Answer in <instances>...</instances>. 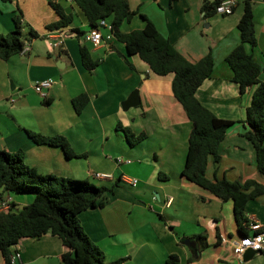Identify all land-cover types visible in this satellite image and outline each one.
Instances as JSON below:
<instances>
[{
	"label": "crops",
	"instance_id": "crops-1",
	"mask_svg": "<svg viewBox=\"0 0 264 264\" xmlns=\"http://www.w3.org/2000/svg\"><path fill=\"white\" fill-rule=\"evenodd\" d=\"M127 1L131 10L152 21L188 61L211 53L212 75L195 96L217 117L243 120L255 86L241 92L225 61L240 43L237 23L243 0H236L230 14L207 16L202 9L204 0ZM50 2L72 15V22L59 29L64 35L60 47H50L45 39L46 26L59 19ZM252 9L257 44L253 48L245 45V49L263 66L264 0H252ZM18 12L26 29L32 28L39 37L26 41L20 53L0 59V150L21 151L24 161L41 174L112 186L100 205L78 214L105 262L168 264L167 257L176 255L177 264H264V251L246 261L233 252V243L242 235L232 200L221 201L181 175L191 123L172 94L173 75L153 73L138 55H128L114 37L97 46L84 41L83 34L91 27L73 0H0V34L14 28L13 16ZM143 25L136 14L121 30ZM83 45L98 61L90 72L82 64ZM48 78L52 85L42 97L32 85ZM259 79L264 81V68ZM135 89L139 103L124 110L122 102ZM82 93L88 100L76 113L72 99ZM118 123L146 137L130 146L116 129ZM246 128L237 122L227 130L219 146V162L207 164L209 179H254L264 184L256 170L253 144L243 135ZM28 131L63 136L74 155L67 158L60 147L36 144ZM95 173L107 177L98 178ZM161 174L168 179H161ZM126 177L137 178V185L130 186ZM13 200L21 206L31 198L18 195ZM245 213L249 223L260 221L264 229V195L248 201ZM202 233L208 245L199 250L191 238ZM14 249L21 254L18 264H60L64 251L61 239L49 232L37 238L22 237Z\"/></svg>",
	"mask_w": 264,
	"mask_h": 264
},
{
	"label": "trees",
	"instance_id": "trees-1",
	"mask_svg": "<svg viewBox=\"0 0 264 264\" xmlns=\"http://www.w3.org/2000/svg\"><path fill=\"white\" fill-rule=\"evenodd\" d=\"M220 1L204 0V14L207 16L214 13ZM73 2L91 29L97 27L100 19L107 20L111 24L113 37L124 44L128 55H138L157 75H173L172 94L191 123L181 175L221 201L232 200L237 228L242 236L246 235L249 224L245 213L246 204L264 195V184L254 179L211 180L206 176V167L209 161L219 162V146L227 130L241 122L247 125L243 135L254 147L256 170L264 177V81L259 79L264 65H260L252 53L245 49V45L253 48L257 44L252 0H243V13L237 23L240 43L225 58L232 71V79L241 92L255 86L250 105L245 109L244 119L236 121L217 117L195 96L201 83L212 75L214 59L210 52L196 62L188 61L158 32L152 21L136 10H131L127 0ZM50 4L59 19L46 28L53 30L68 26L72 22V15L66 14L58 4ZM136 14L144 21L143 27L123 32L122 24L130 21ZM13 22L12 30L0 34V59L3 60L20 53L26 41L39 37L32 28L26 29L20 12L13 16ZM80 54L84 68L92 71L98 61L92 59L85 45L80 47ZM87 100L85 93L72 99L76 113L82 111ZM116 129L123 132L130 146L146 137L144 132L134 133L129 127L119 123ZM28 135L36 144L60 147L67 158L74 155L63 136H45L33 131H28ZM160 178L168 179L164 174ZM111 189L112 186L97 185L85 179L38 173L24 161L21 151L9 153L0 150V254L3 264H11V255L16 251L14 246L20 238H37L48 232L61 239L64 251L59 256L60 264H119V261L105 262L103 252L88 238L78 218L81 211L100 205L105 192ZM18 195H28L31 200L19 206L13 200ZM5 200L9 201L8 207L3 209L1 203ZM192 239L198 243L199 250L208 245L203 233L194 235ZM219 239L216 231V243ZM166 262L177 264L178 258L176 255H169Z\"/></svg>",
	"mask_w": 264,
	"mask_h": 264
},
{
	"label": "built area",
	"instance_id": "built-area-1",
	"mask_svg": "<svg viewBox=\"0 0 264 264\" xmlns=\"http://www.w3.org/2000/svg\"><path fill=\"white\" fill-rule=\"evenodd\" d=\"M236 5V0H221L220 3L215 8V13L219 15H227L230 14L234 6ZM111 24L105 20L100 19L98 21V25L95 28L90 29L89 31L83 34V40L88 41L94 46H97L103 42H108L113 38L111 32ZM105 30L103 33L102 31ZM45 39L50 47H60L64 40V35L60 32L59 29L49 30ZM52 81L51 79H41L36 80L32 88L33 90L42 97L47 96L48 89L51 87ZM14 98H11L13 101ZM95 177L105 178L106 174L95 173ZM130 186H136L138 183L137 178L126 177L124 179ZM8 200H5L1 203L3 209L8 207ZM250 232L244 236H241L239 240H236L233 243V252L241 257L248 249L263 252L264 251V229L260 221H251L249 223ZM20 251L16 249V251L11 255L10 263L18 264L20 260Z\"/></svg>",
	"mask_w": 264,
	"mask_h": 264
},
{
	"label": "water",
	"instance_id": "water-1",
	"mask_svg": "<svg viewBox=\"0 0 264 264\" xmlns=\"http://www.w3.org/2000/svg\"><path fill=\"white\" fill-rule=\"evenodd\" d=\"M139 103L138 91L137 89L133 90L130 95L122 102V108L126 110L127 108L137 105ZM185 241V240H184ZM186 244L189 245L188 242ZM257 251L248 249L242 256V260L246 261L250 259Z\"/></svg>",
	"mask_w": 264,
	"mask_h": 264
},
{
	"label": "rangeland",
	"instance_id": "rangeland-1",
	"mask_svg": "<svg viewBox=\"0 0 264 264\" xmlns=\"http://www.w3.org/2000/svg\"><path fill=\"white\" fill-rule=\"evenodd\" d=\"M74 179H78V178H74ZM81 179H84V178H81ZM86 180V179H85ZM95 183H98V181L96 180V182Z\"/></svg>",
	"mask_w": 264,
	"mask_h": 264
}]
</instances>
